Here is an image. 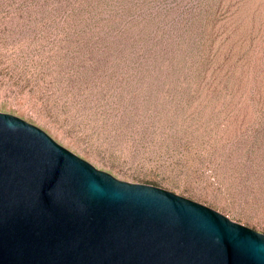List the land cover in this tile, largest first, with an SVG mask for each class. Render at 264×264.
Returning <instances> with one entry per match:
<instances>
[{
    "label": "rangeland",
    "instance_id": "rangeland-1",
    "mask_svg": "<svg viewBox=\"0 0 264 264\" xmlns=\"http://www.w3.org/2000/svg\"><path fill=\"white\" fill-rule=\"evenodd\" d=\"M0 111L264 233V0H0Z\"/></svg>",
    "mask_w": 264,
    "mask_h": 264
},
{
    "label": "water",
    "instance_id": "water-1",
    "mask_svg": "<svg viewBox=\"0 0 264 264\" xmlns=\"http://www.w3.org/2000/svg\"><path fill=\"white\" fill-rule=\"evenodd\" d=\"M0 264H264V233L0 111Z\"/></svg>",
    "mask_w": 264,
    "mask_h": 264
}]
</instances>
